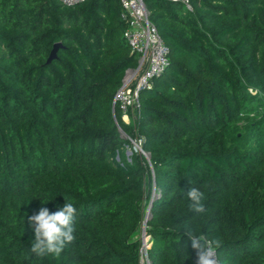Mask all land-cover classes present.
<instances>
[{
  "label": "trees",
  "instance_id": "1",
  "mask_svg": "<svg viewBox=\"0 0 264 264\" xmlns=\"http://www.w3.org/2000/svg\"><path fill=\"white\" fill-rule=\"evenodd\" d=\"M142 1L167 66L125 123L113 99L138 56L119 0H0V264H140L146 213L149 264H196L185 226L222 240L219 264H264V0ZM65 198L76 240L38 258L29 217Z\"/></svg>",
  "mask_w": 264,
  "mask_h": 264
},
{
  "label": "built area",
  "instance_id": "2",
  "mask_svg": "<svg viewBox=\"0 0 264 264\" xmlns=\"http://www.w3.org/2000/svg\"><path fill=\"white\" fill-rule=\"evenodd\" d=\"M58 1L67 7L84 2V0ZM119 2L121 6L120 18L128 24V28L123 32V37L131 52L138 56L137 67L126 71L122 85L116 91L113 99V106L118 108L122 115V121L128 123L129 113H133L139 107L140 93L149 89L152 81L167 66L168 50L155 27L149 22V14L142 0H119ZM135 144L139 145V152H141L140 142L135 141ZM146 238L149 237L145 236L142 240L143 256L140 258V264H149L144 255L148 245L145 243Z\"/></svg>",
  "mask_w": 264,
  "mask_h": 264
},
{
  "label": "clouds",
  "instance_id": "3",
  "mask_svg": "<svg viewBox=\"0 0 264 264\" xmlns=\"http://www.w3.org/2000/svg\"><path fill=\"white\" fill-rule=\"evenodd\" d=\"M182 195L188 201V208L199 219L206 212L204 204L205 193L192 186L188 181L186 191ZM65 203L55 212L41 208L37 214L29 217V224L34 231V240L30 251L38 258L52 255L59 258L66 248L73 245L76 240V213L75 205L65 198ZM184 235L191 242V247L196 253V264H218L217 249L221 247L222 240L206 239L198 235L191 227L185 226Z\"/></svg>",
  "mask_w": 264,
  "mask_h": 264
},
{
  "label": "rangeland",
  "instance_id": "4",
  "mask_svg": "<svg viewBox=\"0 0 264 264\" xmlns=\"http://www.w3.org/2000/svg\"><path fill=\"white\" fill-rule=\"evenodd\" d=\"M121 138L126 139V137L121 134ZM139 145L135 144V141L131 142V146H123L120 151H116L113 156L111 157V160L120 167L128 166L132 164L134 155H137L139 153ZM146 159H148L147 155H144ZM157 195V194H156ZM155 196V193L153 194V197ZM156 197V196H155ZM148 215V214H147ZM150 242L149 238L145 239L146 245Z\"/></svg>",
  "mask_w": 264,
  "mask_h": 264
},
{
  "label": "water",
  "instance_id": "5",
  "mask_svg": "<svg viewBox=\"0 0 264 264\" xmlns=\"http://www.w3.org/2000/svg\"><path fill=\"white\" fill-rule=\"evenodd\" d=\"M62 47V45L60 43H56L53 45L51 51H50V54L47 58V61H46V64H50L53 60H55L57 58V51L58 49H60ZM147 214L146 213V219L144 220V223H143V228H145V224H146V221H147ZM145 238V232H144V229H143V232H142V240H144Z\"/></svg>",
  "mask_w": 264,
  "mask_h": 264
}]
</instances>
